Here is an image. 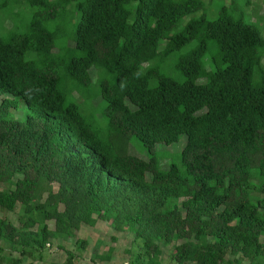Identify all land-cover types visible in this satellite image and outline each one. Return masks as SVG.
<instances>
[{
  "label": "trees",
  "instance_id": "trees-1",
  "mask_svg": "<svg viewBox=\"0 0 264 264\" xmlns=\"http://www.w3.org/2000/svg\"><path fill=\"white\" fill-rule=\"evenodd\" d=\"M263 57V26L204 0H0V210L24 220L0 264L97 220L143 241L132 264H264Z\"/></svg>",
  "mask_w": 264,
  "mask_h": 264
},
{
  "label": "rangeland",
  "instance_id": "rangeland-1",
  "mask_svg": "<svg viewBox=\"0 0 264 264\" xmlns=\"http://www.w3.org/2000/svg\"><path fill=\"white\" fill-rule=\"evenodd\" d=\"M206 15L209 19L216 18L220 11L227 7L235 17L243 18L246 21L256 22L260 26L264 27V21L260 19V11L264 4V0H204ZM201 12L197 13L199 15ZM191 16L185 18L188 21ZM264 63V57H263ZM100 98L96 99L98 103ZM1 102V99H0ZM88 111L89 117L94 114V120L100 127H103L104 114L102 111L95 110L96 106L94 102ZM104 107V104H103ZM14 115L17 118H23L26 113V109L16 111L13 110ZM187 143V138L183 135L176 143L166 146L164 150H161L158 154L161 158V163L165 168L169 167L171 163L181 164L182 150ZM131 152L133 154L145 157L147 152L142 145L133 139L131 142ZM4 187L1 185V188ZM260 196V194H259ZM47 197L44 195L43 200ZM258 194H254V200H256ZM22 208L18 205L17 209L12 212L0 210V218H7L18 227L23 225V218L21 217ZM50 228H54V221L48 222ZM86 240V247H79L77 240ZM174 242L171 245H164L161 243L162 255L160 256L162 264H170L173 262V250ZM1 246L5 248V255L20 257L19 251H13L11 245L2 243ZM62 246V247H60ZM73 251L78 255V264H132L140 257V253L144 252L143 241L136 238L134 232H123L114 229V226L109 221L97 220L94 225H83L80 230L75 231L74 235L68 239L62 238L55 240L48 249H45L41 253L35 252L34 257H23L22 264H28L34 262V264H51L53 262H64L67 258V251ZM102 256H109V259L104 260ZM40 257V258H39ZM143 263H146L148 257L141 256L140 259ZM248 264V262H244Z\"/></svg>",
  "mask_w": 264,
  "mask_h": 264
}]
</instances>
